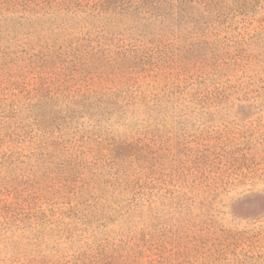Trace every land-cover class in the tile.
<instances>
[{
  "label": "rangeland",
  "instance_id": "obj_1",
  "mask_svg": "<svg viewBox=\"0 0 264 264\" xmlns=\"http://www.w3.org/2000/svg\"><path fill=\"white\" fill-rule=\"evenodd\" d=\"M62 3L0 0V264H91L130 253L142 264H264V213H250L246 200L264 194V0L221 6L239 13L226 20L231 40L222 43L235 62L223 57L171 81L140 77L138 91L151 82L179 100L147 114L127 106L94 128L76 117V140L65 136L68 150L53 159L28 154L16 132L31 121L24 96L41 82L77 87L63 70L31 62L63 27L86 24ZM71 151H80L76 160ZM136 179L144 195L131 190ZM148 204L175 210L154 218Z\"/></svg>",
  "mask_w": 264,
  "mask_h": 264
},
{
  "label": "trees",
  "instance_id": "obj_2",
  "mask_svg": "<svg viewBox=\"0 0 264 264\" xmlns=\"http://www.w3.org/2000/svg\"><path fill=\"white\" fill-rule=\"evenodd\" d=\"M62 2L67 10L77 6L75 9L84 13L86 24L79 32H74L71 27H63L60 33L56 32L50 37L47 53L32 58L31 62L42 72L50 69L63 70L69 84L77 87L62 88L41 82L32 89L33 93L25 94L24 97L28 99L26 106H30L28 116L31 121L27 125H20L22 132H16V142L22 143L27 138L30 142L27 146L30 155L55 159L58 153L66 152L70 139L65 136L73 137L71 141L76 140L78 126H72L76 117L94 120V128L100 127L101 122L114 113L121 110L124 113L127 106H145L147 114L148 111L158 109L163 102L168 106L179 100L180 93L176 94L171 90L162 92V89L154 91L155 87L151 82L147 83L148 89L138 91L141 87L138 83L140 77L151 76L154 81H159L160 77L166 74L170 76L168 80L171 81L173 76L180 79L191 70H200L223 57L233 62L238 59V53L232 55L228 50H222V43L228 39L231 30L230 26L226 25V20L239 15H230L229 10L221 7L226 0ZM116 82L121 85L106 87L107 83ZM190 97L194 99L193 95ZM54 106L63 110L61 120L59 111H56ZM121 106L123 109H120ZM48 109L49 112L45 113ZM76 122L78 121L75 120ZM21 135L23 137L19 138ZM82 137L79 136L76 142L81 141ZM135 140V151H138L144 146L143 139ZM128 144L130 143L124 146ZM112 146L114 151L118 148L116 141ZM69 153V157L76 160L80 151ZM114 157L120 158L118 153H114ZM134 184L137 187L131 190H136L135 194L144 195L143 184L138 179L134 180L131 187ZM135 194L132 203L134 206H140ZM246 200L250 213H264V194H252ZM171 203L168 207L172 206ZM146 207L150 211L155 209L156 211H152L153 217L160 218L164 215L160 213L166 206L162 204L160 208L148 204ZM174 210H164V213ZM159 222L158 219L153 224ZM139 255L130 253L123 260L108 256L90 263L142 264L138 260Z\"/></svg>",
  "mask_w": 264,
  "mask_h": 264
}]
</instances>
